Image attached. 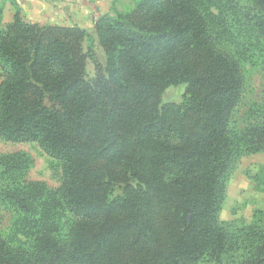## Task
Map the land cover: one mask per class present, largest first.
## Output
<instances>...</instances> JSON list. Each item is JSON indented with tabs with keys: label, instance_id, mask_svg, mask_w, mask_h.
<instances>
[{
	"label": "trees",
	"instance_id": "1",
	"mask_svg": "<svg viewBox=\"0 0 264 264\" xmlns=\"http://www.w3.org/2000/svg\"><path fill=\"white\" fill-rule=\"evenodd\" d=\"M12 3L0 25V137L60 161L56 193L74 220L58 239L46 184L27 179L30 157L0 155V196L33 236L28 249L0 236V264H227L235 253V264H264L260 219L233 230L219 219L237 160L264 152V90L237 124L243 72L196 0H138L91 29L30 22ZM252 3L246 33L264 38V0ZM171 84L184 85L178 104L162 102Z\"/></svg>",
	"mask_w": 264,
	"mask_h": 264
},
{
	"label": "rangeland",
	"instance_id": "2",
	"mask_svg": "<svg viewBox=\"0 0 264 264\" xmlns=\"http://www.w3.org/2000/svg\"><path fill=\"white\" fill-rule=\"evenodd\" d=\"M137 2L138 0H124L123 7L115 12L129 13ZM196 2L211 25L220 32V48L239 60L244 83L241 102L235 112V121L240 124L248 106L252 102H261L264 90V38L249 36L245 29L246 21L243 19L247 10L256 13L252 0H236L234 4L238 8L235 9L234 14L230 6L228 8L226 5L208 3L204 0H196ZM115 12L112 14L115 15ZM97 55L100 61L104 60L100 48L97 49ZM87 74L88 77H93L95 74L94 66L90 61L87 63ZM3 79L4 73L0 69V83ZM183 91V84L167 86L162 93V102L180 103ZM15 152H24L32 160L27 179L46 184L49 190L46 206L56 221L57 238L64 242L74 216L61 205L56 193L62 181L60 161L49 156L36 142H14L0 137V155ZM1 184L0 178V187ZM120 193L121 185L115 186L112 195L117 196ZM219 219L228 230L248 225L258 219L261 221L260 224L264 225V152L242 155L237 160L226 182V196ZM31 233L28 220L0 196V236L12 246L28 249L33 241ZM240 259L239 253H235L234 260L227 261V264H235ZM197 264L216 263L206 259Z\"/></svg>",
	"mask_w": 264,
	"mask_h": 264
},
{
	"label": "crops",
	"instance_id": "3",
	"mask_svg": "<svg viewBox=\"0 0 264 264\" xmlns=\"http://www.w3.org/2000/svg\"><path fill=\"white\" fill-rule=\"evenodd\" d=\"M124 0H0L3 7L2 21H12L15 7L21 16L31 22L65 26H80L91 29L93 20L100 14L119 11Z\"/></svg>",
	"mask_w": 264,
	"mask_h": 264
},
{
	"label": "built area",
	"instance_id": "4",
	"mask_svg": "<svg viewBox=\"0 0 264 264\" xmlns=\"http://www.w3.org/2000/svg\"><path fill=\"white\" fill-rule=\"evenodd\" d=\"M96 18V17H95Z\"/></svg>",
	"mask_w": 264,
	"mask_h": 264
}]
</instances>
